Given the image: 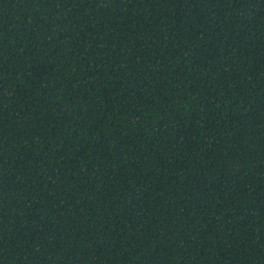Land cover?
Wrapping results in <instances>:
<instances>
[{"label":"trees","instance_id":"1","mask_svg":"<svg viewBox=\"0 0 264 264\" xmlns=\"http://www.w3.org/2000/svg\"><path fill=\"white\" fill-rule=\"evenodd\" d=\"M0 264H264V0H0Z\"/></svg>","mask_w":264,"mask_h":264}]
</instances>
